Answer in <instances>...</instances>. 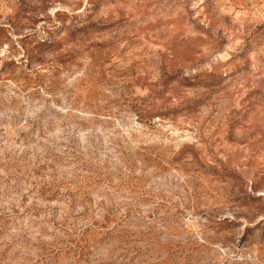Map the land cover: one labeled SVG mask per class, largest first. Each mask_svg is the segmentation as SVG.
<instances>
[{
  "label": "rangeland",
  "instance_id": "374dc122",
  "mask_svg": "<svg viewBox=\"0 0 264 264\" xmlns=\"http://www.w3.org/2000/svg\"><path fill=\"white\" fill-rule=\"evenodd\" d=\"M0 264H264V0H0Z\"/></svg>",
  "mask_w": 264,
  "mask_h": 264
}]
</instances>
